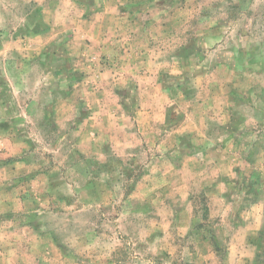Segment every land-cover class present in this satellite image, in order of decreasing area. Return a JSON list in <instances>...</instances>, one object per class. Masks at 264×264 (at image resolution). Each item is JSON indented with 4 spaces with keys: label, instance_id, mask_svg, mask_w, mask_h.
Returning a JSON list of instances; mask_svg holds the SVG:
<instances>
[{
    "label": "rangeland",
    "instance_id": "374dc122",
    "mask_svg": "<svg viewBox=\"0 0 264 264\" xmlns=\"http://www.w3.org/2000/svg\"><path fill=\"white\" fill-rule=\"evenodd\" d=\"M0 264H264V0H0Z\"/></svg>",
    "mask_w": 264,
    "mask_h": 264
}]
</instances>
